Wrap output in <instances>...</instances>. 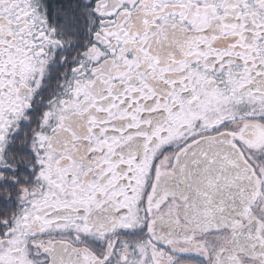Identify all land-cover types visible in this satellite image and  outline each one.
I'll return each mask as SVG.
<instances>
[{
    "label": "snow or ice",
    "instance_id": "1",
    "mask_svg": "<svg viewBox=\"0 0 264 264\" xmlns=\"http://www.w3.org/2000/svg\"><path fill=\"white\" fill-rule=\"evenodd\" d=\"M0 264H264V0H0Z\"/></svg>",
    "mask_w": 264,
    "mask_h": 264
}]
</instances>
